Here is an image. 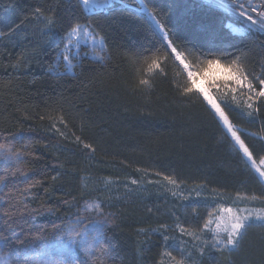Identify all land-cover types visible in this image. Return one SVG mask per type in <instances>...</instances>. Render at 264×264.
<instances>
[{"label": "trees", "instance_id": "16d2710c", "mask_svg": "<svg viewBox=\"0 0 264 264\" xmlns=\"http://www.w3.org/2000/svg\"><path fill=\"white\" fill-rule=\"evenodd\" d=\"M144 2L166 13L159 18L177 44L199 48L195 33L209 20L229 33L219 11L211 17L198 9L185 14L182 6L194 0ZM126 3L129 8L115 22L97 19L106 38L104 61L85 60L65 73L59 54L67 32L89 20L75 0H0V31L6 33L0 36V142L18 134L15 146L26 153L19 165H11L25 175L9 177L11 192L0 184V198L9 192L13 201L38 210L22 225L25 231L50 227L86 203L100 202L111 221L105 231L112 249L105 264H169L162 253L179 258L181 248L190 254L186 264H264V230L249 229L233 252L208 249L178 231L180 225L199 234L218 205L264 207L261 199H251L264 197V187L203 97L181 94L183 66L146 15L135 11L136 1ZM37 8L44 16L54 12L56 25L46 27L43 17L34 15ZM16 24L20 27L9 33ZM233 43L228 51L244 54L250 74H260L264 36ZM153 53L160 68L144 77L148 86L136 87L130 58ZM211 92L224 95L217 88ZM235 95L239 106L231 91L218 102L258 162L264 157V102L248 109L246 91ZM3 168L0 160V176ZM165 176L177 184H168ZM3 207L7 203H0Z\"/></svg>", "mask_w": 264, "mask_h": 264}, {"label": "snow or ice", "instance_id": "6c2138e0", "mask_svg": "<svg viewBox=\"0 0 264 264\" xmlns=\"http://www.w3.org/2000/svg\"><path fill=\"white\" fill-rule=\"evenodd\" d=\"M75 2L89 20L86 24H73L67 32L64 48L59 54L65 73H72L73 69L85 60L94 58L96 62L104 61L106 38L97 19L103 17L105 20L111 19L115 22L117 15L129 8L126 0H75ZM139 4V8L135 11L146 15L152 25L158 29L167 49L171 50L170 55L183 66L186 80L180 86L181 94L184 96L196 94L197 97H203L223 121L234 141V147L238 146V151L243 153L247 158L246 162L251 163V167L259 174L260 182L264 183V157L258 165L253 152L218 102L224 101L227 92L231 91L232 100L239 106L235 95L238 89H246L249 93L247 100L244 101L248 109H253L256 101L264 99V64H261L260 74L251 75L246 56L240 52L228 51L235 46L233 41L237 38L239 43H243L252 34L264 36V0H260V3H256L255 0H196L194 3L183 5L185 14L190 15L192 9H198L211 17L219 11L235 18L238 22V26L237 23L225 25L229 29V35L219 31L209 20L201 26L199 32L195 33L202 41L199 48L175 43L169 35L170 29L159 18L166 13H160L156 8L149 7L144 0H139ZM168 7L171 10L174 6L169 4ZM34 15L42 16L48 28L54 27L57 23L54 12L44 16L41 9L37 8ZM19 27L20 24H16L8 31L11 33ZM3 35L6 33L0 31V36ZM189 56L192 57L191 61L188 59ZM130 60L139 78L136 87L148 86L154 70L160 68L159 56L153 53L151 56L143 55L142 60L139 56H134ZM211 88L223 91L224 95L213 96ZM251 114L249 111L248 115ZM59 119L61 123L64 122L63 117ZM17 135L13 134L12 139L0 142V160L4 162V175L0 176V184L4 188H9L10 176L15 177L17 173L21 176L25 175L21 167H11L12 163L19 165L26 155L15 146L14 141L18 143ZM84 147L91 149L89 144H84ZM164 180L171 185L177 184L170 176H165ZM36 183L38 184L39 181ZM132 183L135 184L136 181L133 180ZM34 186L29 185V187ZM11 191L12 189L9 188V192ZM9 192L4 193L0 198V203H7V207L0 208V264H105V258L112 249L111 241L105 231L111 221L110 217L104 214L100 202H88L82 208H78L75 214L68 213V218L61 220L60 223L52 221L50 227L29 226L25 231L22 225H29L28 218L34 220L36 217L33 213L38 210L30 211L23 201H13ZM199 195L198 192L197 196ZM251 199L264 201V197L252 196ZM208 217L199 234L196 230L190 231L180 225L177 227L181 235L190 236L193 241H200L206 246L210 245L217 252L236 251L251 228L264 230V207L225 209L218 205L217 209L208 213ZM213 224L215 227H211ZM18 230L20 235H17ZM206 232L212 234L211 240L201 239ZM168 239V236L164 237L166 242ZM261 239V254L264 255V236ZM178 255L179 258L170 251L162 253V256L169 258V264H186V260L190 258V254L184 255L183 248Z\"/></svg>", "mask_w": 264, "mask_h": 264}, {"label": "rangeland", "instance_id": "374dc122", "mask_svg": "<svg viewBox=\"0 0 264 264\" xmlns=\"http://www.w3.org/2000/svg\"><path fill=\"white\" fill-rule=\"evenodd\" d=\"M63 50V49H62ZM82 51H83V49H82ZM94 59V58H93ZM61 60H62V58H61ZM179 62V61H178ZM240 90V89H239ZM242 91H246V93H247V96L249 95V93L247 92V90L246 89H241ZM247 99V98H246ZM263 101V100H262ZM264 102V101H263ZM207 103V102H206ZM210 106V105H209ZM220 119V118H219ZM221 121V123L223 124V121L222 120H220ZM223 126H224V124H223ZM235 127V126H234ZM224 128L226 129V127L224 126ZM238 131H242L240 128H237V127H235ZM226 131H227V129H226ZM229 135H230V133H229ZM231 136V135H230ZM250 163V162H249ZM251 164V163H250ZM257 164L259 165L260 164V161L259 162H257ZM258 174V173H257ZM259 175V174H258ZM264 184V183H263ZM220 207H222V208H229V207H231V208H247V209H256V208H251V207H249V206H241V205H238V206H220ZM215 209H217V207H215ZM215 209H213V210H215ZM211 227H215V225L213 224ZM203 228V226L201 227V229ZM179 232H180V230H178ZM211 233L210 232H206L204 235H202V237H201V239L202 240H211ZM191 239H192V237H190ZM199 244H201L202 246H204V247H206V248H208V249H211V250H214V249H212L211 248V246L210 245H205V244H203V243H201L200 241H197Z\"/></svg>", "mask_w": 264, "mask_h": 264}, {"label": "bare ground", "instance_id": "6f19581e", "mask_svg": "<svg viewBox=\"0 0 264 264\" xmlns=\"http://www.w3.org/2000/svg\"><path fill=\"white\" fill-rule=\"evenodd\" d=\"M136 1V4H137V7L136 8H139V6H140V4H139V0H135ZM194 1H196V0H194ZM223 15H225L224 13H222ZM225 17H226V22L228 21V19H229V17L227 16V15H225ZM228 31H229V29H228ZM252 35H254V36H262V35H259V34H252ZM248 97V96H247ZM247 100V99H246ZM259 162V161H258ZM251 165V164H250ZM254 171H255V169L254 168H252ZM256 172V171H255ZM256 175H257V177H258V179H259V175L257 174V172H256ZM260 181V180H259ZM262 185H263V187H264V184L262 183ZM252 208V207H251ZM17 235H19V230L17 231Z\"/></svg>", "mask_w": 264, "mask_h": 264}, {"label": "built area", "instance_id": "2783aa9c", "mask_svg": "<svg viewBox=\"0 0 264 264\" xmlns=\"http://www.w3.org/2000/svg\"><path fill=\"white\" fill-rule=\"evenodd\" d=\"M256 3H260V0H255ZM253 15H255V13H253ZM229 17V16H228ZM229 23H237V26H238V22L235 21V18L233 17H229L228 21L226 22V24H229ZM264 101V99H262Z\"/></svg>", "mask_w": 264, "mask_h": 264}]
</instances>
